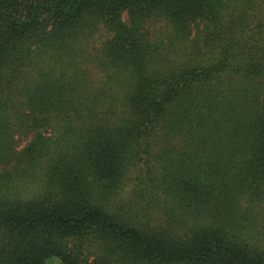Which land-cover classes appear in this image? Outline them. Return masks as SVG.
Masks as SVG:
<instances>
[{
	"label": "trees",
	"instance_id": "1",
	"mask_svg": "<svg viewBox=\"0 0 264 264\" xmlns=\"http://www.w3.org/2000/svg\"><path fill=\"white\" fill-rule=\"evenodd\" d=\"M52 259L264 264V0H0V264Z\"/></svg>",
	"mask_w": 264,
	"mask_h": 264
},
{
	"label": "rangeland",
	"instance_id": "2",
	"mask_svg": "<svg viewBox=\"0 0 264 264\" xmlns=\"http://www.w3.org/2000/svg\"><path fill=\"white\" fill-rule=\"evenodd\" d=\"M24 142H25L24 139L20 140L19 145L22 146ZM135 179H136L135 174L132 173L130 175V178L127 179V181H126V186L124 189L125 191H123V193H122L123 197L133 196L132 190H133V188H135L137 186V181ZM50 261H51L50 264H61L60 261L57 259H52Z\"/></svg>",
	"mask_w": 264,
	"mask_h": 264
}]
</instances>
